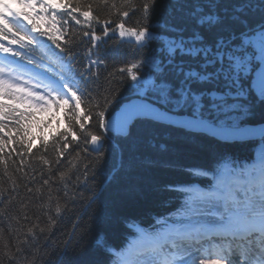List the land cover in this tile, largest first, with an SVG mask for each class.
Wrapping results in <instances>:
<instances>
[{
  "label": "snow or ice",
  "instance_id": "obj_1",
  "mask_svg": "<svg viewBox=\"0 0 264 264\" xmlns=\"http://www.w3.org/2000/svg\"><path fill=\"white\" fill-rule=\"evenodd\" d=\"M101 5L107 7L109 16L119 17L118 22L95 14ZM159 7L160 0H119V5L117 0H0V168L11 180L13 193L16 181L8 172L9 162L16 166L13 157H18L16 170L23 172L26 160L35 156L34 147L47 153L51 146L54 160L38 157L50 171L81 139L95 146L93 150L103 159L99 145L110 130L106 114L115 100L110 98V88L97 83L100 73L93 69L106 62L93 50L106 43L104 38L110 33H118L121 40L134 38L141 47L160 39L155 33L163 35L161 47L166 55L151 64L156 78L145 83L152 86L158 99L175 108L190 109L193 115L211 108L224 117L215 126L200 119L186 126L208 127L224 140L241 142L259 137L264 143V0H186V15L150 29L148 21ZM137 11L140 19L136 26L128 27L127 19ZM94 25H103L100 35ZM77 26L80 32L74 31ZM78 36L90 41L86 64H80L74 50ZM143 67L145 61L136 60L116 71L139 82ZM138 117L167 119L148 105H133L112 117L111 130L126 132L131 122H139ZM93 119L95 131L91 130ZM45 130L51 144L42 135ZM36 139L39 145L33 144ZM260 164L258 175L254 173L241 190L242 196L237 192L226 199L222 211L211 199L206 211L189 205L190 214L137 252L132 264H264V154ZM73 167L69 162V168L59 172L65 188ZM50 179H44L43 185L48 186ZM6 191L0 186V202ZM63 197V202L61 197H53L49 187L47 202L41 206L46 210L43 214L49 230L68 211L66 191ZM15 198L8 197L9 205ZM3 212L0 209V214ZM23 219L29 218L25 214ZM38 233H45L39 223L26 232L9 226L6 239L0 228V246L10 264H35ZM70 242L69 238L65 248Z\"/></svg>",
  "mask_w": 264,
  "mask_h": 264
},
{
  "label": "trees",
  "instance_id": "obj_2",
  "mask_svg": "<svg viewBox=\"0 0 264 264\" xmlns=\"http://www.w3.org/2000/svg\"><path fill=\"white\" fill-rule=\"evenodd\" d=\"M136 3H140V0H136ZM117 4L119 5V0ZM185 4L186 0H160V7L148 21L150 29L160 28L165 20L182 18L186 15ZM95 14L102 20H119L115 15L109 16L107 7L102 5L96 7ZM139 19L140 13L137 11L130 14L126 24L128 27H134ZM72 23L69 21L70 26ZM102 27L103 25H94L98 35L101 34ZM74 31L81 30L77 26ZM155 34L160 37L158 41L141 47L134 38L121 40L118 33H110L104 38L106 43L93 50L106 62V65L93 69L100 73L97 83L110 88V98L115 100L106 116L136 93H141L142 97L165 110L176 113L192 112L190 109L175 108L173 104L158 99L150 84L132 81L116 71L126 62L143 60L145 67L140 69L142 78L152 77L154 80L156 74L150 66L166 55L161 47L163 35ZM89 47L88 38L78 36L74 50L80 64L87 63L86 53ZM164 75L173 78L168 72ZM107 80L111 83L108 84ZM141 85L145 86V91L138 92L137 87ZM100 102L103 103L102 100ZM209 111V108H205L202 113ZM138 121L130 127L125 137L104 134V145L100 150L104 153L102 160L98 158V153L89 151L88 144H85L83 139L78 145L73 143L65 151L61 163L54 165L51 171L38 159L39 156L45 155L54 160L55 153L51 146L47 153L42 149L37 151L36 147L33 148L35 156L26 160L23 169V172L28 174L26 176L16 170L19 158L14 156L17 165H12L10 161L8 172L16 181L15 193L12 192L11 180L0 168V186L7 189L3 201L0 202V209L4 210L3 214H0V228L4 230L5 238H9V226L13 230L21 229L26 232L32 224L39 223L40 227L45 228V233H38L35 242L39 249L33 250L35 264H111L114 258L112 247H115L112 245L117 244L116 239L119 241L121 236L130 233L133 226H151V230L155 231L154 228L161 227L165 220H172L182 214L184 208L179 191L174 188L176 184L197 178L201 182L206 181V174L202 177L195 171L210 170L212 166V170H215L223 161L232 165L253 166L264 153V143L259 139L249 143H232L226 147L218 145L216 141L204 135L149 120ZM63 127L64 124L59 127L60 130H63ZM91 130H96L95 119L91 122ZM39 144L40 142L35 145ZM85 148L87 151H84ZM69 162L75 167L72 168L71 180L65 188L64 182L59 179V172L67 170ZM50 177V184L43 185V180ZM49 187L53 197H61V202L65 199L63 193L66 191V199L69 201L68 211L57 219L55 227L51 230L47 225V216L43 214L46 210L41 207L47 202ZM27 188H31L32 192H28ZM13 195L16 198L9 205L8 197ZM89 201H92L90 208ZM25 214L29 219H23ZM37 216L40 217L39 221L36 220ZM13 217H16L19 223L17 219H12ZM12 235L16 233L13 232ZM69 238L71 242L65 248ZM10 243L15 244V241L10 240ZM109 256L112 257L111 260L108 259ZM27 258L32 260L33 256L29 255ZM0 264H10L9 258L3 255L2 246Z\"/></svg>",
  "mask_w": 264,
  "mask_h": 264
},
{
  "label": "water",
  "instance_id": "obj_3",
  "mask_svg": "<svg viewBox=\"0 0 264 264\" xmlns=\"http://www.w3.org/2000/svg\"><path fill=\"white\" fill-rule=\"evenodd\" d=\"M142 104L143 105H148L150 108H155L156 111L163 112L166 115L167 119L160 120V121H156V122H160V123L162 122V123H165V124H168V125H171V126L183 128V129L190 130V131L203 132V133L209 134V135H211V136H213L215 138L224 140L220 136L214 135L213 132L208 127H205V126H186L187 125V122H190V121H193V120H197V118H193V117H189V116H183V115H176V114H173V113H168V112H165V111H163V110L155 107L154 105H151L150 103H148V102H146L144 100H139V99H131V100L127 101V102H124L118 108V110H116L113 113V115L109 117L108 120H109V125H110V131L111 132H115V133H119V134H122V135L126 134L127 131H128V129H127L126 132H122V131H120L118 129L116 131H112L111 130L112 117L117 116L120 111H122L124 109H127V108H129V107H131L133 105H142ZM138 118H146V119H150L151 120L150 117H138ZM205 124H209V123L208 122H205ZM213 126H215V125H213ZM258 126L259 125H254L253 127H258ZM257 138H259V137H254V138H251V139H257ZM225 141H229V140H225ZM101 145H102V142L99 145V149H100ZM94 147L95 146L90 145V148H91L92 151H94L93 150ZM94 152H96V151H94Z\"/></svg>",
  "mask_w": 264,
  "mask_h": 264
},
{
  "label": "rangeland",
  "instance_id": "obj_4",
  "mask_svg": "<svg viewBox=\"0 0 264 264\" xmlns=\"http://www.w3.org/2000/svg\"><path fill=\"white\" fill-rule=\"evenodd\" d=\"M240 190V189H239ZM209 199H207V197L205 198H200V197H197V196H194L193 195V198H192V201H191V206L193 208H196V209H201V210H205L208 208L209 203H208ZM217 204H219V206L221 207V209H223V205L224 204H220L217 202Z\"/></svg>",
  "mask_w": 264,
  "mask_h": 264
},
{
  "label": "bare ground",
  "instance_id": "obj_5",
  "mask_svg": "<svg viewBox=\"0 0 264 264\" xmlns=\"http://www.w3.org/2000/svg\"><path fill=\"white\" fill-rule=\"evenodd\" d=\"M240 185H241V183H240ZM239 185V187H241ZM232 186L230 187V189H229V191H228V193L227 194H225V196H224V198H223V201H224V203H225V200L226 199H229L230 200V198L232 197V196H234L237 192H241V196H242V191L241 190H239L238 188H236V189H234V190H232ZM218 206H219V204H218Z\"/></svg>",
  "mask_w": 264,
  "mask_h": 264
}]
</instances>
